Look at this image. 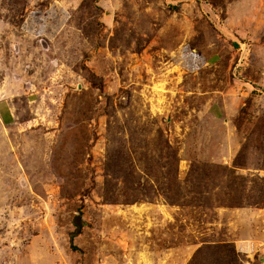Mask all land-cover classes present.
Returning <instances> with one entry per match:
<instances>
[{
  "label": "rangeland",
  "instance_id": "obj_1",
  "mask_svg": "<svg viewBox=\"0 0 264 264\" xmlns=\"http://www.w3.org/2000/svg\"><path fill=\"white\" fill-rule=\"evenodd\" d=\"M0 264H264V0H0Z\"/></svg>",
  "mask_w": 264,
  "mask_h": 264
}]
</instances>
